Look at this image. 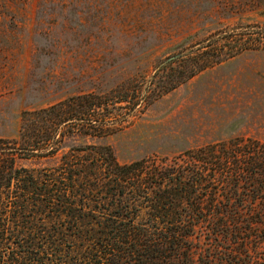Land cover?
Wrapping results in <instances>:
<instances>
[{"label": "trees", "instance_id": "16d2710c", "mask_svg": "<svg viewBox=\"0 0 264 264\" xmlns=\"http://www.w3.org/2000/svg\"><path fill=\"white\" fill-rule=\"evenodd\" d=\"M202 49L208 61L187 63V78L222 62ZM177 84L147 87L142 106ZM135 92L126 83L26 111L19 136L0 138V264H264V143L122 164L100 140L136 112Z\"/></svg>", "mask_w": 264, "mask_h": 264}, {"label": "rangeland", "instance_id": "374dc122", "mask_svg": "<svg viewBox=\"0 0 264 264\" xmlns=\"http://www.w3.org/2000/svg\"><path fill=\"white\" fill-rule=\"evenodd\" d=\"M262 38L264 0H0V138L19 136L26 111L128 83L136 112L118 111L127 121L100 140L122 164L237 137L264 143ZM206 45L222 62L211 56L187 78ZM174 82L142 106L147 87ZM33 162L22 164L47 166Z\"/></svg>", "mask_w": 264, "mask_h": 264}]
</instances>
